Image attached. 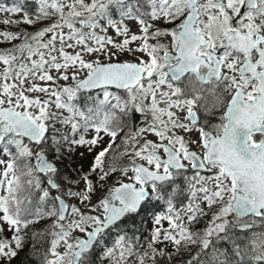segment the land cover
I'll use <instances>...</instances> for the list:
<instances>
[{
  "label": "snow or ice",
  "instance_id": "6c2138e0",
  "mask_svg": "<svg viewBox=\"0 0 264 264\" xmlns=\"http://www.w3.org/2000/svg\"><path fill=\"white\" fill-rule=\"evenodd\" d=\"M30 2L32 13L26 0L0 3V23L42 25L0 31L20 40L0 49V234L12 233L0 235V264L23 249L24 230L53 217L32 234L48 238L36 264H94L101 245L109 264H264V0ZM105 136L84 189L66 194L90 202L97 170L101 187L116 172L127 182L89 205L97 215L72 206L79 219L69 220L61 196L49 205L64 179L53 161ZM145 205L161 208L149 235L133 225L106 246Z\"/></svg>",
  "mask_w": 264,
  "mask_h": 264
},
{
  "label": "rangeland",
  "instance_id": "374dc122",
  "mask_svg": "<svg viewBox=\"0 0 264 264\" xmlns=\"http://www.w3.org/2000/svg\"><path fill=\"white\" fill-rule=\"evenodd\" d=\"M14 1H10L9 3L12 4ZM0 3H4L5 2H1ZM9 18L7 14L5 13H0V21H3L4 19ZM22 18V13H17V14H13L11 16V19L13 20H20ZM170 26V25H167ZM40 27H42L41 24H36L35 26H28L25 25L23 23H19V24H10V25H5L3 23H0V31H11L14 33H18L21 31H28V32H34L35 30L39 29ZM162 42L164 43H168L169 42V38H162ZM20 40L17 39L15 41L12 42H7V41H2V38H0V49H7V48H12L14 44H19ZM58 46V45H57ZM121 59H130V57L124 56L121 57ZM136 126H140V122L136 124ZM197 134L194 133L193 137H195ZM92 133L88 134V138H91ZM148 139H155L151 134H149ZM107 140L108 137L105 136L103 142L96 148L93 149V151L91 153H89L87 151L86 147H81L78 148L76 150V152L71 155V156H65L66 160L70 163L72 170H73V176H76L77 179L76 180H70L64 177L65 173L62 174L63 176V186H61V189L58 190V192H55L56 194L62 195L69 203V212H68V219L72 220V219H79L78 216H73L71 214V207L75 206L77 208H79L81 210V212L85 213V214H89V215H97L98 213L95 211H91L89 205H97L99 203V200L102 199L103 196L107 195L108 189L117 185V182L120 180H124L127 181L126 178L122 177L120 175L119 172L116 173H112L111 176L109 178L106 179V181L103 183V186L101 187L100 182L98 181V175H99V170H97V173L90 175V179L93 182V185L95 187V191L92 193L91 195V201L90 202H81V200L79 199V197H71L68 196L66 193L68 191H82L84 189V182L81 179V177L85 174L88 173L90 165L92 163L93 157L96 154V152H98L99 150H101L102 147L106 146L107 144ZM117 143H120V138H117ZM80 152L84 153V156L81 157L79 155ZM113 154H109V156L105 157V168H107V164L110 162V157ZM3 159H7L6 157H0ZM141 162L139 160H137V163ZM119 163L121 164H127L128 163V157H123L122 160L119 161ZM2 167V166H0ZM129 175H131V173H129ZM54 193V194H55ZM38 196L41 194L39 191H37ZM54 194L52 195L54 197ZM49 203H51V201H49ZM211 216V213H209V217ZM55 218H47L48 222H46L47 224L52 223V221ZM164 226L167 227V223L164 222ZM149 230L153 227L152 224V220L149 224ZM34 231V230H33ZM12 233L9 231H5L3 233L4 237L10 236ZM76 236H81L83 237L84 234L79 233L78 231L75 232ZM61 252L64 250L63 246H61V248L59 249ZM101 264H109L107 259H103L101 261Z\"/></svg>",
  "mask_w": 264,
  "mask_h": 264
},
{
  "label": "flooded vegetation",
  "instance_id": "af4514ba",
  "mask_svg": "<svg viewBox=\"0 0 264 264\" xmlns=\"http://www.w3.org/2000/svg\"><path fill=\"white\" fill-rule=\"evenodd\" d=\"M8 0H5L4 2H6ZM15 1V0H13ZM6 6H11V4H5ZM35 8V5L32 4L30 2V0H26V4H25V11L32 13L33 10ZM162 27H171L167 26V25H162ZM135 31V29H134ZM112 91H122V90H116V89H110ZM95 94V93H93ZM140 122V119H134L133 124L136 126L137 123ZM127 182V181H125ZM64 184V183H63ZM57 194L55 193L54 196H56ZM104 198V196L102 197V199ZM160 211L161 208L159 205H145L144 207L141 208L140 212L138 215L135 216H131L126 218L122 223H120L117 228L113 229L110 231L109 235H107L105 237V245L106 246H111L116 238V235L118 232H120L121 230H127L129 232V234H131V232L134 230L133 229V225H135L136 229H139V234H141L142 238L143 237H147L149 235V224L151 222V216L154 212ZM210 219L209 216L203 217L202 219H200L199 223H202V226L200 228H196L195 226L194 229L195 230H202L206 227L207 225V221ZM126 225V226H125ZM30 247H32V251H34V247L32 245H29ZM103 247L104 245H101L100 247H97L96 249H94V251L92 252L90 259L94 262V264H101V261L103 260L102 258V252H103Z\"/></svg>",
  "mask_w": 264,
  "mask_h": 264
},
{
  "label": "trees",
  "instance_id": "16d2710c",
  "mask_svg": "<svg viewBox=\"0 0 264 264\" xmlns=\"http://www.w3.org/2000/svg\"><path fill=\"white\" fill-rule=\"evenodd\" d=\"M1 1H5V0H1ZM10 1H13V0H8L5 3L10 4L9 3ZM48 158L53 160V157L51 154H49ZM54 162H55L57 168L59 169V173L61 176L63 173H65V175H64L65 178L70 179V180H76L77 179L76 176H73V170H72L73 167H71L70 163L66 160L65 156H62L59 160H55ZM40 175L42 177V187H49L46 184V182L43 181V174H40ZM58 182H60L61 186H63V180L58 181ZM55 192H58V190L50 189L49 201H51V197H53L52 195ZM34 196L38 198L37 191L34 192ZM50 204L51 203H49V205ZM46 222H48L47 218L40 221L39 223L30 225L28 229L24 230L27 233L25 240H24V247L22 250L19 251L17 257H15L12 260V264H36V262L38 260V256L36 255V253L34 251L31 250L32 247H30L29 245L35 246L36 249L42 250L41 246H42V244H46V240L48 238H45V240H41V241H33L32 234H33V232H37V231H48L50 229V226L52 223L47 224ZM194 226L196 228H200L202 226V223H197ZM22 234H23V232H22ZM0 235L3 236V233ZM7 237H9V236H7Z\"/></svg>",
  "mask_w": 264,
  "mask_h": 264
},
{
  "label": "water",
  "instance_id": "95a60500",
  "mask_svg": "<svg viewBox=\"0 0 264 264\" xmlns=\"http://www.w3.org/2000/svg\"><path fill=\"white\" fill-rule=\"evenodd\" d=\"M49 159V158H48ZM50 161H51V159H49ZM54 162V161H53ZM55 163V162H54ZM138 163H141V162H138ZM115 186H117V185H115ZM59 196H61V198L65 201V203L69 206V204H68V202L66 201V199L62 196V195H59ZM57 205H58V202H57ZM68 211H69V207H68V209H67V213H68ZM66 213V214H67Z\"/></svg>",
  "mask_w": 264,
  "mask_h": 264
}]
</instances>
